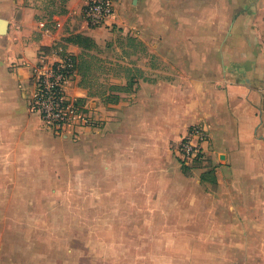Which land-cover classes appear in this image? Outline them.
Listing matches in <instances>:
<instances>
[{
	"label": "crops",
	"instance_id": "1",
	"mask_svg": "<svg viewBox=\"0 0 264 264\" xmlns=\"http://www.w3.org/2000/svg\"><path fill=\"white\" fill-rule=\"evenodd\" d=\"M65 8L48 34L35 10L0 0V206L44 207L0 213V264H84V247L101 252L96 239L110 238L103 222L208 239L205 253L218 242L237 264H264V0H115L97 28L84 24L83 0ZM70 33L91 37V53L129 36L148 55L118 103L87 96L79 77L66 83L100 126L56 135L29 106L31 76L39 49ZM196 123L205 158L187 175L170 145Z\"/></svg>",
	"mask_w": 264,
	"mask_h": 264
},
{
	"label": "rangeland",
	"instance_id": "2",
	"mask_svg": "<svg viewBox=\"0 0 264 264\" xmlns=\"http://www.w3.org/2000/svg\"><path fill=\"white\" fill-rule=\"evenodd\" d=\"M16 1L19 2V5L32 8L38 15L43 14L42 7L45 0ZM113 5L115 11V0ZM104 53H107L106 56H104ZM94 54L103 61L95 62L92 65L94 67L93 70L88 72V77L92 79V82L89 84L92 86L89 87L91 91L101 89L97 84H118L119 80L127 81L129 78L133 79L131 75L141 77L139 76V68L133 66V63H136L141 57L148 55L143 44L136 38L129 36L117 38L115 46L112 49L103 51L96 49ZM96 67H99L98 70ZM99 126L97 124L96 128ZM175 145L176 143L173 141L170 145L171 151ZM201 165L194 168H186L181 165V169L185 174L191 175L195 170L201 169ZM37 208L35 206L4 205L0 206V213L27 215L35 212H44V207H41V210H37ZM47 208V212H55L52 207L48 206ZM26 224L30 223L25 221L19 222L21 226ZM69 224V229L74 231V227H71L74 226V222ZM138 225L139 223L136 222H115L111 223L110 228H108V223H101L102 228H105V232H109L110 238H106L105 240L96 239V242L100 246H94V248L101 252H90L92 248L85 246L83 253L84 264H237L235 255H223L218 252V249L221 250L217 244L218 242L211 246V248L209 247V249L215 252L205 253L204 250L206 248L204 243L208 239L184 236L141 237L142 233H140ZM142 232L146 233L145 231ZM85 240H88V238L86 239L85 237ZM72 241V238L69 239V249L71 248L70 243ZM104 241H106L105 244L102 243ZM103 249L109 250V252H102ZM227 258L229 259L226 261Z\"/></svg>",
	"mask_w": 264,
	"mask_h": 264
},
{
	"label": "built area",
	"instance_id": "3",
	"mask_svg": "<svg viewBox=\"0 0 264 264\" xmlns=\"http://www.w3.org/2000/svg\"><path fill=\"white\" fill-rule=\"evenodd\" d=\"M114 0H83L82 17L88 28L105 25L114 13ZM43 32L50 33V28ZM44 53L39 49L38 63L33 68L31 82L34 93L29 106L39 112L44 125L54 134L66 129L94 128L98 124L85 103L75 104L66 96L64 86L79 77L74 62L61 42H51ZM65 52V53H63ZM34 107H37L36 109ZM208 133L205 125L196 123L180 137L173 154L186 168H194L204 161L203 142Z\"/></svg>",
	"mask_w": 264,
	"mask_h": 264
},
{
	"label": "trees",
	"instance_id": "4",
	"mask_svg": "<svg viewBox=\"0 0 264 264\" xmlns=\"http://www.w3.org/2000/svg\"><path fill=\"white\" fill-rule=\"evenodd\" d=\"M68 0H45L43 5V14L38 15L35 13L34 17L36 20L41 22L42 29L50 28L53 29V16L64 14L66 12L65 4ZM65 43H61L63 49H66L67 44H75L81 47L82 51L78 56L71 55L74 62L75 68L79 75V80L77 82V88L84 90L87 96H97L105 104H115L121 100H125L131 97L134 92V81L129 78L124 84H97L101 87L100 90L91 91L89 85L92 79L88 77V72L93 70V64L96 62H102L103 60L91 53L90 51L96 48L93 39L89 36L82 35L80 33H70L64 38ZM44 53L48 51L47 46H42L40 48ZM65 53V52H63ZM99 67H96L98 70ZM94 84V83H93ZM75 104L84 103L82 98H76L74 100ZM35 109L37 107H34Z\"/></svg>",
	"mask_w": 264,
	"mask_h": 264
},
{
	"label": "water",
	"instance_id": "5",
	"mask_svg": "<svg viewBox=\"0 0 264 264\" xmlns=\"http://www.w3.org/2000/svg\"><path fill=\"white\" fill-rule=\"evenodd\" d=\"M8 21L4 18H0V34H4L7 29Z\"/></svg>",
	"mask_w": 264,
	"mask_h": 264
}]
</instances>
